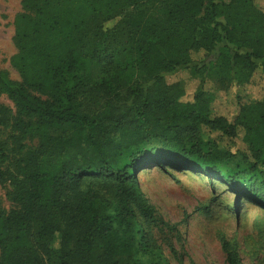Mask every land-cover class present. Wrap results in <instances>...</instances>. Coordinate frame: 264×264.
I'll use <instances>...</instances> for the list:
<instances>
[{
	"label": "trees",
	"instance_id": "obj_1",
	"mask_svg": "<svg viewBox=\"0 0 264 264\" xmlns=\"http://www.w3.org/2000/svg\"><path fill=\"white\" fill-rule=\"evenodd\" d=\"M0 68V264H184L137 174L175 167L264 210V96L232 118L167 74L218 48L264 77L254 0H20ZM117 20L111 27L109 21ZM223 83L222 79L217 80ZM240 82L238 84H244ZM240 138L243 149L232 151ZM34 143L23 152L22 142ZM10 146H12L11 154ZM165 248L175 260L165 252ZM227 264H241L221 239Z\"/></svg>",
	"mask_w": 264,
	"mask_h": 264
},
{
	"label": "rangeland",
	"instance_id": "obj_2",
	"mask_svg": "<svg viewBox=\"0 0 264 264\" xmlns=\"http://www.w3.org/2000/svg\"><path fill=\"white\" fill-rule=\"evenodd\" d=\"M264 12V0H254ZM22 11L20 0H0V68L19 80L11 66L16 53L14 20ZM117 20L109 21L111 28ZM203 52L193 53L188 67H180L167 74L168 84L180 83L185 88L183 100H191L197 89L214 94V108L225 117L232 118L240 104L259 100L264 96V77L259 70L252 75L234 65L227 50L218 47L201 64ZM224 82L219 83L217 80ZM245 82L244 84H238ZM0 103L13 108L12 103L0 96ZM5 138L0 136V140ZM21 152L34 147L22 142ZM232 151L243 149L240 138L230 141ZM11 154L12 146H10ZM141 191L157 214L170 224H176L178 234L166 233L184 264H227L221 250V239L233 243L241 264H264V210L240 203L235 209V198L227 188L204 176L175 167L160 168L150 164L137 174ZM9 185L0 186L1 207L8 211L12 204L7 197ZM165 252L175 263L165 248Z\"/></svg>",
	"mask_w": 264,
	"mask_h": 264
}]
</instances>
